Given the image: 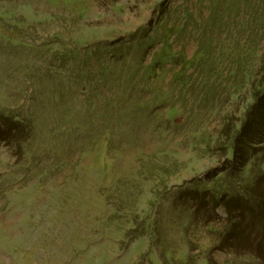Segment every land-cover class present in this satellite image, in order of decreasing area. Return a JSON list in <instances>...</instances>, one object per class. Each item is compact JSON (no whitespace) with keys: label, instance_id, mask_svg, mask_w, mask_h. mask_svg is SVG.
I'll use <instances>...</instances> for the list:
<instances>
[{"label":"rangeland","instance_id":"374dc122","mask_svg":"<svg viewBox=\"0 0 264 264\" xmlns=\"http://www.w3.org/2000/svg\"><path fill=\"white\" fill-rule=\"evenodd\" d=\"M260 18L264 0H0V110L32 134L0 124V264H264L262 230L230 241L233 219L193 188L221 154L193 134L218 129L238 80L224 54L207 100L195 60L258 30L264 45ZM123 43L142 91L116 92Z\"/></svg>","mask_w":264,"mask_h":264},{"label":"trees","instance_id":"16d2710c","mask_svg":"<svg viewBox=\"0 0 264 264\" xmlns=\"http://www.w3.org/2000/svg\"><path fill=\"white\" fill-rule=\"evenodd\" d=\"M260 20L264 22L263 18H260ZM136 33L137 31L133 33V38L136 37ZM253 35L257 38L252 37V45L245 50L235 46L229 48L230 51H219L216 55L210 52L211 54L208 55L210 50L207 51V48H203L198 60H195L200 65L203 73V86L201 85V87L204 91H202V96L207 100L213 99L215 89L221 85V82L210 80V77L213 74L221 73L223 68L226 67L222 68L216 63V61L221 60L224 54L230 58L232 64L227 67L229 76L238 77L237 81L230 82L232 90L229 95L232 107L222 113V121L218 129L205 142H203L204 139L202 140L200 133L195 132L193 134L194 142L202 144L199 145L200 148L196 147L202 150L201 152H210V155H213L218 150L221 151L220 156H218L220 158L219 164L213 166L207 172L205 178L198 180L193 188L203 187L199 191L201 195L203 193L202 196H199L200 200L209 202L210 198L211 204L221 206L227 216L233 219V227L227 231V238L230 241L237 236L240 240H243L244 233L247 232L245 229L249 227L262 230L264 233V45L259 42L263 35L261 31L258 30ZM128 48L123 43L122 47L118 49L117 60L121 61V66L114 70L116 72L114 78L116 92L134 90L137 86L138 91L139 88L140 91L144 88L142 84L138 85L137 79L130 88L123 81L121 67L124 60H130L128 59ZM169 53H171V56H169ZM174 54L171 50L163 51L161 58L156 59L162 62L160 68L170 63V61L172 62ZM217 55L219 56L216 57ZM206 65L208 68H206ZM138 69L137 66L136 71ZM176 73L178 74V71ZM82 74L89 77L90 69H86ZM81 76L85 78L84 75ZM174 79L178 78L175 77ZM96 85L98 86V84ZM236 100L240 103H236ZM233 102L236 103L235 106ZM136 108H146V104L138 101ZM175 112L177 111L175 110ZM27 119L17 113H6L0 110V124H6L10 129H21L23 127L28 139L32 134L30 120L27 121ZM161 152L163 155L165 154V151L162 150ZM164 198H167V196ZM161 199H157L156 202L160 204ZM191 199L193 200V198ZM249 230L250 232L247 233L246 237L251 234L252 229L249 228ZM235 248L239 255H246L244 257L248 259L252 255L246 250H242V246L238 243ZM238 249H241V251Z\"/></svg>","mask_w":264,"mask_h":264}]
</instances>
